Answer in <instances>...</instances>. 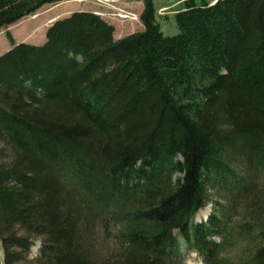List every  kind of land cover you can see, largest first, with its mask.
<instances>
[{
	"label": "trees",
	"instance_id": "16d2710c",
	"mask_svg": "<svg viewBox=\"0 0 264 264\" xmlns=\"http://www.w3.org/2000/svg\"><path fill=\"white\" fill-rule=\"evenodd\" d=\"M59 1L0 0V30ZM143 4L144 28L120 39L88 10L56 20L40 45L7 35L5 264L37 238V264H166L179 236L206 264L237 240L250 250L239 264H264V187L252 179L264 178V0H185L174 36L154 0ZM213 197L220 209L197 223ZM96 230L115 238L114 256L94 253Z\"/></svg>",
	"mask_w": 264,
	"mask_h": 264
},
{
	"label": "rangeland",
	"instance_id": "374dc122",
	"mask_svg": "<svg viewBox=\"0 0 264 264\" xmlns=\"http://www.w3.org/2000/svg\"><path fill=\"white\" fill-rule=\"evenodd\" d=\"M183 1L185 0H154L158 20L165 36H174L178 33L174 14L182 8L183 5L180 3ZM208 1L213 3L215 0ZM143 7V0H63L47 4L36 13L26 16L17 23L0 30V52L11 47V43L7 38L9 33L12 34L16 42L25 41L40 45L45 42L47 30L56 20L68 17L76 11L83 10L94 11L107 19L115 27L114 38L120 39L144 28L140 18ZM252 179L254 180L255 187H257L256 191L261 195L264 187V178ZM218 203L219 198L213 197V200L199 211L195 218L196 222H206L213 212H217L220 209ZM241 203L228 214V222L232 226H235L245 214L244 204ZM175 233L179 234V230H176ZM104 234H100L96 230L95 238H97V241L95 240L96 252L94 253L101 259H108V257L116 254L117 244L115 243V238L109 234ZM179 240L181 243L179 255H172L173 262L168 261L166 264H206L203 255L185 245L183 238L180 236ZM214 240L220 241L221 237L215 236ZM41 247V240L39 238L34 239L29 252L24 255V258L19 264H37ZM249 251L248 242L240 240L236 242L231 241L221 249L220 257H222L223 264H239L242 256L244 257V254ZM0 264H5L4 248L1 240Z\"/></svg>",
	"mask_w": 264,
	"mask_h": 264
}]
</instances>
